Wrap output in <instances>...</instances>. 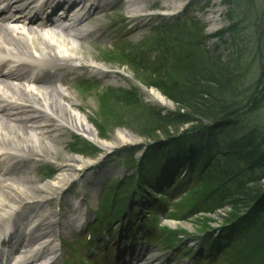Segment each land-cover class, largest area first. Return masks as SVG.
<instances>
[{
    "label": "rangeland",
    "instance_id": "obj_1",
    "mask_svg": "<svg viewBox=\"0 0 264 264\" xmlns=\"http://www.w3.org/2000/svg\"><path fill=\"white\" fill-rule=\"evenodd\" d=\"M140 5L142 6L139 8L141 11H139L137 14L141 18L137 21L138 24L133 29H127L125 27L127 24L132 22L129 20V16H131V14H129L128 10H125L126 5L122 6V10L119 15L117 12H112L110 14V11H107V13L104 14L106 16L100 17L98 20L93 22V24L97 27L101 25L103 28L102 31H104L103 35H105L104 37L99 36L94 40V42L88 41L87 43H84L87 45V55L89 56L91 54L94 57H98L100 62H97V64H102L105 69L110 70L97 71L93 69L90 64L93 66H95V64L90 63V60L92 59L88 57L85 62L83 61V63L87 64L86 67H84L82 70H78L77 73H75L76 75L80 76H77L78 78H73L71 83L68 85L65 84L62 86V88H66V93L71 99L73 98L74 102H79L84 105L81 113L79 114L82 115V118L85 120V124L93 129V134L95 135L93 136V134L88 132L87 134L80 132L78 133L77 137L84 136L82 138L93 144H90V149H86L85 154L72 152L73 149L70 150V145L59 143L57 152L63 157L62 159L53 158L50 156L41 157L45 159L44 161L42 160V162L47 164L48 167H53L56 172L70 173V179H73L77 173L80 172L79 170L82 169L84 171L86 168L93 167L92 162L94 161L91 156V150L95 148H98V150H102L104 152L113 150L112 152L108 153V155H104L102 160L98 161L99 164L97 165L104 163V174H106V176H111L112 178L115 176H121L124 174L123 165H120L121 157L118 154L115 155L114 150L122 149L124 146H126L127 144L125 141L127 139L131 140V142H136V144H140L141 142L147 140H155L154 138H151L150 135L143 134L144 132L147 133L150 131V128H152L154 125L155 120L147 117L149 114H152V110H159L161 114L164 115V118L169 113L175 112L176 105L174 102L169 100L168 97L161 93V91L156 87H153V89L160 92V94L165 99L164 103H161L159 99L149 93V87L146 88L139 81L140 78L145 79V72L143 69L138 71L140 74L137 75L133 70L134 67L132 68L122 64L123 67L117 68L112 64L114 63L112 61L114 59H116L114 61L118 63L120 56L113 55L111 58L112 60L110 59V61L105 59L108 52V46H110L114 40L112 37L123 36L125 39L135 42L141 39L143 35L148 33L149 30L147 29L149 24L152 22H147L146 20L148 18H153V16L157 17L158 15L168 17L155 10V7L157 6H161V9H164L168 12L170 11L171 13L177 11L180 15L185 14L194 16V20L196 21H194V25L204 28V32L207 35L222 30L227 26H235L236 32L225 33L222 38L210 37L206 40V42H202L205 44L206 49L212 50L209 51V53L213 56H218L221 62H227L229 58L240 56V60L245 63L241 73L243 77V80L241 81V87H244L245 89L246 87H251L252 84H254V82L259 78L264 83V80L262 79L264 74V0H142ZM180 6L183 7V9L180 10ZM124 16H127V18L124 19ZM101 54H104L105 60L101 59ZM237 62H239V64L241 63L239 60H237ZM91 77L96 79L92 80ZM98 77L99 80L97 79ZM80 78H86L90 80L89 82L92 80V82L95 83V85L93 83L88 93H81L79 90H77L76 83ZM262 88H264V85H262ZM135 93L137 95H135ZM245 97L247 96L245 95ZM244 99L245 98L241 99L242 103L246 102ZM205 100H207V98H205ZM181 110L183 113L187 112L184 110V108ZM249 114L252 115V113ZM194 117L197 116L194 115ZM252 119L257 121L260 128L262 129H254L253 133H255L257 137H260V141L264 140V100L258 106L257 112L252 115ZM184 126H186V124H184ZM182 130H184L183 127H180L179 132ZM59 131V133H62V138L64 141L70 140V131L68 129L62 128ZM156 131L157 136L155 134L153 135L156 136L157 140L163 138L166 139L164 135L159 134L160 130ZM221 131V134H224V132L225 134L228 133L227 128L222 129ZM72 134L76 135L74 132H72ZM255 135L252 136L255 137ZM218 136L219 132L217 134V137ZM217 146L218 148L220 147V149L226 147L225 143L221 140L217 142ZM259 148L260 147H258V149ZM139 152V150L135 151L136 159H139ZM253 153L256 156L253 154L251 159H249L250 155H248V157H246L247 162H243L241 165L236 167L238 168V171H243L246 173L253 172L254 170H257L260 173L264 171V148H260L259 151L254 150ZM217 154H219L218 151ZM141 155L142 156L139 161H141L146 155H151V153L144 152ZM75 157H77L79 160L78 162H74ZM68 158L70 159L67 160ZM213 158L214 157H209L207 160H211ZM77 165L78 168L70 171L72 166ZM254 166L256 167L252 169ZM96 168L98 169L99 166ZM260 169L262 170L260 171ZM128 170L131 172L133 168H129ZM31 175H35L33 178L36 176H41L40 172L38 175L36 174V170L35 172L30 173L29 177H31ZM55 176L56 175H54V177ZM42 179H44V176H42ZM158 180L159 179H153V176L149 180V183H141L139 180H134L136 185H133V187H137L140 192L143 191L140 200L143 198V201H145L147 195H150L151 193V191L149 192L150 189L147 187V185L149 184L152 186V184ZM69 183H71L70 180L67 184ZM39 184L34 182L33 186H37ZM56 186L57 183H55V186L53 187L46 186V188L48 190L47 192H50V195L53 196L50 198V200H52L54 203L53 205L58 208L59 200H57V198L60 194V188L59 186L56 188ZM76 188L77 190L81 191L84 199L86 198L88 201L92 199L94 203L98 201V198L96 197L91 198L90 187L88 185H86L85 190H82L80 187ZM63 199L64 198H62L60 202V210L61 213H63L66 217L69 213V208L66 199ZM143 203L144 202L141 204L142 206L145 205ZM146 205H148V203H146ZM224 210L221 209L220 211L216 212L214 214V218H218L224 214ZM194 218L195 217H188L189 220L182 221H185L184 223H188L190 225V229L192 230L191 227L194 228V226L198 223V221Z\"/></svg>",
    "mask_w": 264,
    "mask_h": 264
},
{
    "label": "trees",
    "instance_id": "obj_2",
    "mask_svg": "<svg viewBox=\"0 0 264 264\" xmlns=\"http://www.w3.org/2000/svg\"><path fill=\"white\" fill-rule=\"evenodd\" d=\"M195 22L185 21L158 32L155 42L159 45L157 48L161 57H164L156 64L149 62L152 71L151 74L144 75V80L150 79L148 82L158 87L175 103L176 108L174 113H169L165 118L160 112L152 111L147 117L155 120L154 125L150 131L143 134L157 140L156 130H160L159 134L166 137L179 133L180 127L184 128L180 132H190L211 123L223 124V128L229 129L226 133L229 135L225 134L219 138L225 143L226 150L217 146L214 151H210L208 149V144H211L210 135L207 136L206 143L203 144L204 149L200 153L193 141L189 142L187 147L189 152L198 154L201 158L212 155L216 157L217 169L222 170L218 178L223 180L221 184L226 183L224 192L229 199L227 202L231 205L227 216L231 217L239 213L240 208L245 205L247 207L257 196L264 193V171L245 183L237 181L239 178L235 177L238 169L236 167L241 162H247L248 155L251 159L254 150L259 151L260 148H264V140L260 141V137L253 133L254 129L261 128L257 121L252 119V115L257 112L258 106L264 100V88H262L264 83L259 78L251 87L246 89L241 87L243 80L241 73L245 63L240 60V56L221 62L218 56L210 55L202 42L206 37L203 28L194 25ZM235 28L231 25L222 30L220 37L228 32H236ZM167 60L171 63L173 61L169 67L165 66ZM237 60L241 63L239 64ZM262 79L264 80V74ZM243 98L245 103L241 102ZM182 108L187 112L183 113ZM184 124L188 127L185 128ZM190 137L184 138L188 141ZM204 151H207L208 156L202 154ZM251 174L252 172L249 175ZM220 203H226V200H221ZM261 208L256 213L261 215L253 234L256 231H264V208L260 211ZM261 236L263 238L264 233ZM260 245L261 243L254 245L257 249L254 257L264 264V246Z\"/></svg>",
    "mask_w": 264,
    "mask_h": 264
},
{
    "label": "bare ground",
    "instance_id": "obj_3",
    "mask_svg": "<svg viewBox=\"0 0 264 264\" xmlns=\"http://www.w3.org/2000/svg\"><path fill=\"white\" fill-rule=\"evenodd\" d=\"M85 1L88 3L93 2V4H95V6H93L96 7V9L100 8V0ZM141 1L142 0H131L127 6V10L131 14V16H129V20L132 21H130V27L136 26L138 24L137 21L140 19V17L137 13L141 11L138 10L140 8L139 3ZM113 2L114 0H111L109 3ZM12 5H16V2H13ZM48 9L49 7L45 6L43 13L47 14ZM157 11L162 14L166 12L164 10ZM2 12L3 11L0 10V13ZM5 15L6 14H3L0 17V35L3 36L0 37V100L5 102L4 108H8V111H11L12 117L4 118L1 116V114L4 112L3 110H0V145L10 147L13 146L14 142H16L17 151H23L22 154L14 155L16 158L20 157L24 159L28 156H31L32 154L41 156L51 154L55 158H60L57 151L51 150V147L54 149L55 147L49 144L47 138L49 135L56 132V130L59 128H66L69 126L82 129L83 131L91 134L94 133L93 129L85 124V120L82 118V115L79 114L81 113L84 105L79 102H74L73 98L71 99L68 94L66 95L62 90L58 89V86L54 85V81L61 80L62 77L60 75L54 76L46 74L45 76L47 77L35 76L33 81H31V77L28 79L27 77L25 78L24 76L19 75V73L23 71L25 72L27 70L30 72L32 69L37 67L41 69L40 72L48 71L47 69L63 70L70 67L74 70L76 68L82 67L84 65L83 61L87 60L88 58V52L86 51L87 45L80 42L79 39H84L82 35L88 31V24L91 23L92 19L90 20L89 18H85L80 23L68 26L55 25L57 28L53 29V27H48L47 23L42 22V17H39L40 21L37 17V22L31 19L26 27L15 29L9 25L6 20L8 17ZM39 15L40 12L37 14V16ZM157 17H159V15ZM123 18L126 19L127 16H124ZM2 19H5L6 22L1 21ZM85 20H90L86 26L83 24ZM155 20L159 21L160 19L157 18ZM69 23L71 22H68V24ZM5 26L9 29H6ZM16 26L17 25L14 27ZM84 26L85 29L82 30ZM90 30L93 31L91 28ZM37 54H39L41 57H39ZM89 57L92 59L90 63L94 62V64H96L95 66L90 64L93 69L100 70V68H102L104 70H110L105 69V67L103 68V65L101 64H97V62H100L98 57H94L91 54ZM71 61H77L78 63H71ZM15 70H17L18 74L15 72ZM82 93L86 92L83 91ZM149 93L159 99L161 103H164L165 99L160 94V92L153 89V85H151V88H149ZM135 95L137 94L135 93ZM28 121L35 123L31 126H28L26 124ZM42 121L43 123H40ZM187 127L188 125L185 126V128ZM225 128L226 127H224V129ZM70 131L72 132L71 129ZM69 134L71 135L70 132ZM93 136L95 135L93 134ZM11 137L13 138L14 142L10 139ZM22 139H24L23 145H21ZM125 142L127 145L122 149H117L115 155L118 154L120 157H122L131 149L137 147L135 145L136 142H131L129 139H127ZM143 144H145L144 141ZM199 144L200 143H197V145ZM186 145L187 144H184V146ZM152 148L154 150L156 149V147ZM96 153L97 151L93 150L94 156H97ZM104 154V151H100V155ZM74 159L76 162L79 161L77 157ZM76 168H78V165L72 166L70 171H73ZM204 171L208 175L212 174L211 171ZM69 175L70 173L66 172L59 173L53 183H57V186L60 187L62 184H65L64 181ZM0 184L2 183L0 182ZM7 186L12 185L7 183ZM1 187L2 185L0 186V189ZM9 194V191L0 192V201H5ZM3 202H0V206L3 204ZM261 204L264 208V202ZM202 207L206 208L207 206L202 205ZM238 211H242L248 215L249 208L245 205ZM233 216L234 215L228 217V219L232 218ZM186 224L188 225V223ZM256 226L257 225L254 224V226H252L249 231H251ZM127 228H129V225L125 224V226H123L120 231L123 232ZM253 231L254 229L252 230L250 243L244 248L239 246L238 243L235 244L236 240H231L225 233H221L220 235L221 240L229 243L230 245V249H223L224 252L226 251L230 253L231 259L237 262V264H246V262L248 264H259L258 261L252 257L255 254L252 248L254 245H258L259 243H261L260 246H264V237L262 238L261 236L264 231H256L254 234ZM211 237H215V235ZM147 246L148 244L145 246L142 245V248L140 247V249L143 250V248H145L144 251H148L146 248Z\"/></svg>",
    "mask_w": 264,
    "mask_h": 264
}]
</instances>
